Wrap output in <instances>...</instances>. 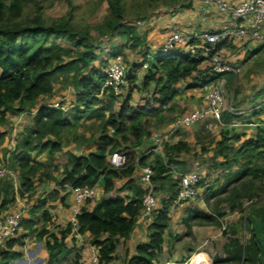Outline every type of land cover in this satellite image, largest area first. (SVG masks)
Wrapping results in <instances>:
<instances>
[{
    "label": "trees",
    "instance_id": "1",
    "mask_svg": "<svg viewBox=\"0 0 264 264\" xmlns=\"http://www.w3.org/2000/svg\"><path fill=\"white\" fill-rule=\"evenodd\" d=\"M174 1H182L184 6L185 2L189 0ZM116 9L121 11V6L116 5ZM23 12L24 0H0V123L7 121L8 112L24 110L27 103L34 104L40 93L52 91V74L72 71L75 68L82 71L77 81L81 94L79 100L85 108L79 109L80 104H77L78 109L72 116L67 114L64 109L50 105V103L42 104L38 108L35 125L28 127L20 137L19 145L22 149L15 153L14 157L3 159L4 162L19 168L22 177L21 187L23 188L18 190L21 195L33 188V176L40 169L46 168L42 162L31 161V153L36 146L33 143L35 139L44 138L49 133L56 136V141L49 140L47 143L43 141L44 144L41 142V146H48L53 155L55 150L61 148L64 129L72 123L70 118H75L78 121L81 113L87 110L92 112L101 110L98 111L97 115L105 116L106 110L111 108V105L104 103L107 99L100 97L109 88H114L112 85L105 84L107 75L104 73V68L110 58L122 54L121 51L128 45V42L113 45L108 51L109 58H105L101 51H97V45L92 40L91 32L75 27L68 18H62L50 25L41 20L36 21L34 25L13 24L12 22L20 18ZM120 18L121 16L118 19L108 17L103 23L106 25L104 32H114L121 27L117 31L124 33L130 39L132 38L131 40L134 41L132 46L142 45L144 39L136 26L122 24L118 21ZM218 30L213 29L211 31ZM51 36L65 37L69 41H73L76 50L73 51L61 43H48ZM26 40L30 41L27 42ZM236 40L241 41L237 38H226L214 44L205 42L201 47L205 53L193 54L182 51L158 54L152 57L148 52L143 51V61L132 63L126 72L127 84H130V87L122 106L109 114L107 122L115 125L117 136L103 133L97 150L80 154L69 153V166L57 182L59 186L64 187L65 183H70L72 186L95 184L102 178L105 190L109 191L115 188V179L124 175L129 177L126 186L134 191V196L130 199L122 194L115 197H104L93 209L83 207L77 213L78 229L80 232L89 233L90 242L98 248L99 264H156V256L162 249L164 233L169 226V210L179 192V184L176 186L175 182L168 183L170 182L171 166L177 163L186 165L185 161L176 158V154L183 149H190L191 146L187 141L179 140L177 143H169L165 146L167 159L159 153L156 155L154 165L152 164L154 171L152 178L159 181L160 188L166 190L168 194L159 206L153 221L148 223L151 231L149 241L138 243L136 253L126 258L123 263L113 262L119 240L118 235L128 237L140 217L143 207L141 194L143 193L134 182L133 174L136 164H145L148 156L137 155L134 157V155H130L126 167L115 168L109 163L108 154L114 150H122L126 154V149L133 151V147L139 143L144 133H149L147 127L151 119L147 114L162 113L164 106L168 105L176 96L178 90L175 84L180 79L192 77L193 81L189 83L190 86H204L217 79L220 73L213 70L210 58L216 52L223 53L222 49L226 46L233 47V42ZM96 61H99V64H96ZM146 61L148 66L142 89L151 80L155 82V86L150 96L146 97L145 104L133 106L128 99L131 98L133 90L140 86L137 82V70ZM229 74L232 73H226V75ZM113 95L115 99L116 93ZM95 106L97 107L93 108ZM230 118L231 115L229 114L228 119ZM133 135L137 136V141H134ZM235 138L239 140L241 136L236 134ZM4 140L5 132L0 130V143H3ZM109 144L111 147L108 149ZM263 146L264 127L260 126L256 136L247 137L239 145L237 151L243 153L247 161L243 164V169L237 174L243 172L257 173L261 170L258 163H254L256 164L254 168L250 167L249 164L255 158L253 152ZM227 148L228 145L224 149ZM41 174L53 177L48 169L42 171ZM15 193L14 183L1 177L0 214L15 202ZM198 214L199 211L192 209L190 218L192 219ZM45 216V218H49L47 213ZM34 223V218L29 215L22 218L24 228H31ZM72 225L69 222L65 228L61 229V237L57 233L50 232L46 226L42 227L39 236L42 237L47 234V246L51 252L50 262L57 257L58 249L64 248L65 239L73 231ZM22 236L23 232L17 237L9 238L0 247L2 264H7L10 254L14 253V251L10 252L9 248ZM72 237L76 238L75 236ZM232 244L235 246L233 256L241 260V264H258L261 251L256 243H242L239 239H234ZM76 262L81 264L79 261Z\"/></svg>",
    "mask_w": 264,
    "mask_h": 264
},
{
    "label": "rangeland",
    "instance_id": "2",
    "mask_svg": "<svg viewBox=\"0 0 264 264\" xmlns=\"http://www.w3.org/2000/svg\"><path fill=\"white\" fill-rule=\"evenodd\" d=\"M115 4L121 6V11H117ZM189 4H193V0L185 2V5ZM185 5L184 7L191 6ZM182 6V1L174 0H24L23 15L12 23L16 25H34L36 21L41 20L45 24L50 25L62 18H68L75 27L83 31L89 30L92 34V40L97 45V51L100 52L103 49V54L108 58L107 48L110 44L128 42L127 47L121 51L128 72L132 63L143 59V55H139V52L144 43L140 46H132L131 44L134 43L131 40L132 38L130 39L124 33L117 31L121 27L116 30L117 32L114 31V34L110 31L104 32L106 27L103 24L104 21L108 17L118 19L121 16L118 21L122 22V24L135 25L146 42L150 35L149 30L151 29L148 28L149 24H151L149 23L150 16L160 11H169L171 8L177 9ZM206 16L210 20V16ZM222 18L224 20L217 21L216 24L204 23V26L208 28H202L201 30L222 29L227 23L226 18ZM201 25L203 26L202 20ZM155 38L156 40H162L160 34L151 36V39ZM52 42L61 43L73 51L76 50L74 42L69 41L65 37L51 36L48 43ZM117 44H114V46ZM248 46L250 47L249 43L242 39L241 41L236 40L234 42L233 47L235 49L239 47L242 51L245 50V54H242L244 55L242 60H244L237 74L226 75V79L220 83L223 88L221 117L206 116L194 122L188 128L178 129L173 134L179 133L182 137L184 135L187 137L190 133L189 131L192 130L195 131L196 137L194 136V140H190L192 149L185 151L186 165L177 163L171 166L170 182L168 183L175 182L177 186L181 172L196 170L201 174L199 182L201 188H198L196 196L188 200L189 203L185 207L172 210L173 220L169 224V232L166 235V251H169L171 257L167 256V253H164L162 258L157 260V264L166 262L167 259L170 260L172 258L173 260V257H177L174 260L179 262V264H241L242 261L233 256L235 246L232 244V241L234 239H239L242 243H256L261 251L258 264H264V146L253 152L255 158L252 161L253 164H249L250 167L254 168L256 165L254 163H258L261 170L257 173L243 172L237 174L238 171L243 169V164L247 161L245 155L243 156V153L237 151L239 145L247 137L256 136L258 127H264V47L260 46L258 49L252 48V51H254L252 52ZM95 63L99 64V61ZM146 71L147 67H142L138 73L139 75L137 74L139 83ZM81 73L82 71H78L75 68L72 71L52 74V91L40 93L35 105L27 103L24 110L16 111L15 113H18L19 118L15 113L10 111L14 115L10 114L12 118L9 119L6 126L9 132V142H11L10 135L13 128H23V130H20L21 133L24 131V126L26 127L27 123L32 121V116L37 109V105L59 102L68 107L65 109L67 114L71 115L75 113L77 111V106L75 105L81 95L77 81ZM184 81L190 83L193 79L189 77ZM129 87L130 84L121 85L119 91L115 90V88H109L108 91L101 94L100 97L107 99L104 103L111 105V108L105 112V116L95 115L91 118L83 116L78 121L75 120L64 129L62 141L67 145L77 142L80 146H91L92 142H95L101 133L107 131V117L112 111H117L122 106ZM198 91L200 101H198L197 107L191 108L188 111L181 110L180 113H176L177 108L167 111L166 119L168 124L176 117L205 105L207 89L201 88ZM112 92L116 93L115 99ZM139 93L135 90L132 101L129 103H135L139 99ZM150 94L151 92L147 91L145 97H149ZM98 111L94 113L97 114ZM229 114L231 115L230 119H228ZM237 121L236 125L235 122ZM236 134L241 136L239 140H236ZM112 136H117L116 130L112 132ZM132 138L134 141L138 140L135 135ZM173 141L174 136H171L165 141L163 149L158 150V152L157 150H152V146L139 152L142 156H148L146 163L141 164V167L133 174L134 182L141 188V193H143L145 187V183L141 177L142 165L152 167L158 153L167 159L164 148ZM200 142L202 143L201 145L198 144ZM226 145H228V148L224 149ZM201 147L202 150L200 149ZM60 149L55 151V156H50L54 165H59V168L55 171L58 177L61 176L60 173L63 168L64 159L67 158L65 152H60L62 151ZM7 150L8 147L1 149L0 162H3V157ZM81 150L85 151L80 148ZM125 152H127L125 154L129 160V156H133V151L131 152L130 149H126ZM139 153L138 156L140 155ZM44 157L45 155L43 154L41 158ZM10 166L16 176L8 174L3 179L11 180L15 183L17 189L22 190V177L19 168ZM48 168L44 167L41 173ZM58 170H60V173ZM35 177L33 176V179ZM102 180L100 178V182H103ZM122 181H125V179L123 180L122 177L116 178V184H121ZM158 182L157 180H153L155 195L158 201H161L168 193H166V190L160 188ZM35 183L31 190L26 191L25 197L27 199L21 203H16V205L14 204L12 208H8V212L24 207L26 208V213H29L31 209L29 203L32 199L34 201L36 199L34 198L35 196H32L33 192L37 191L40 187V185H35ZM55 186L59 193H66L61 186L53 183L46 185L43 189L51 190ZM40 188L38 190L39 193H43V189ZM192 209L199 211V214L192 219L189 218L190 222H188V220L186 221V216L191 213ZM192 226L193 228L195 227V230H192ZM51 227L55 229L54 225ZM34 236L36 235L33 234L28 238L30 243L38 239V237L35 238ZM76 257L78 256L75 255L73 258L65 257L59 262L57 256L52 262L49 260L48 264H77L76 261L78 259ZM16 259H14L12 264L19 263ZM171 264L175 263L172 262Z\"/></svg>",
    "mask_w": 264,
    "mask_h": 264
},
{
    "label": "crops",
    "instance_id": "3",
    "mask_svg": "<svg viewBox=\"0 0 264 264\" xmlns=\"http://www.w3.org/2000/svg\"><path fill=\"white\" fill-rule=\"evenodd\" d=\"M238 1L240 0H228V2L231 4L236 3ZM206 15L210 16L209 17L210 20L207 19ZM222 17L226 18L227 23L225 24V26H234L238 22V20L234 17V15L230 11H222L216 5H211L209 9H206L204 8V5L202 4L200 0H193V4H191V6L189 7L182 6L181 8H177V9L171 8L169 9V11H160V12L154 13L150 16L149 23L151 24H149L148 28H151V29L149 30L150 32L149 38H147L146 42L144 40L143 42L144 44L141 46L142 50L140 49L139 55H143V51H146L149 54H154L155 52H158L162 44L168 37V35L173 31L179 30L187 34L197 33L202 28H208L204 26L205 24H216L217 21L218 22L223 21L224 19ZM201 20H202L203 26L201 25ZM203 20H206V21H203ZM111 33L114 34V32H111ZM159 34L160 36H162L161 38L162 40H158V39L156 40V38L151 39L152 35H159ZM117 43H120V42H117ZM117 43H113V45ZM247 43H249L251 47L250 48L248 46L249 50L251 49L250 51H252V48H259L260 46H262L258 42L247 41ZM113 45L110 44L107 50L109 51V49ZM233 45H234V42H233ZM222 51L228 57L230 61L241 66V63L244 60V59L242 60V57L244 56L242 54L245 52V50L242 51L239 47L235 49L234 47L226 46L222 49ZM101 53H102V56L105 57V55L103 54V49L101 50ZM105 58H108V57H105ZM143 59H144V56H143ZM143 59L137 62H142ZM142 67H147V66L141 65L137 70V74L140 72ZM146 73H144V76L142 77L140 83L137 78V82L140 84V86L137 87L135 90L140 92L139 93L140 96H139V99H137L135 103H130L133 106L145 104L146 103L145 94L147 93V91H150L151 93L153 92L155 82L152 80L146 83V86L144 87L145 90L142 89L144 85L142 83L144 81V77ZM188 78H182L175 84V87L178 90V92L176 96L168 103V105L164 106V109L162 110L161 114L160 113L147 114V116L151 119L150 123L148 124V127L146 126L147 131H149V133L148 132L144 133L139 143H137L133 147L134 157L137 156L139 152L144 151L147 147L153 144V140L151 138V132H153V130L157 132H161V133H167L168 126H169V124L167 123V119H166L167 111H170L174 108H177L178 110V108H180V110L178 111L176 110V113H180L181 110L188 111L191 108L197 107L196 105H198L197 103L198 101H200V97H199L200 94L198 93L199 92L198 90H201L202 87L201 86H190L188 82L184 81ZM135 90H133L131 98L128 99L129 102L132 101ZM36 100L34 102V105L36 104ZM77 104H80L79 109L85 108L84 105L81 104V100H79L76 103V105ZM40 106L41 104L37 105V109L36 111H34V115L32 116V121L27 123L26 127L24 126L23 132L20 133V130H23V128L18 129L17 127H15L12 129V132L10 135L11 142H9V137H8L9 132L6 126L9 122V119L12 118L10 114H13L15 112L13 113L8 112L7 121L4 123H0V130L5 132V140L3 143H0V152L2 148L8 147V150L5 152V156L3 157V159L5 157H6L5 159L14 157L15 153L19 152L22 149V147L19 145L20 137H22V135L25 133L28 127H32L35 125V117H36L38 108ZM76 108L78 109V107ZM15 114L19 118V116L17 115L18 113H15ZM95 115L97 116V114H95L91 110H87L86 112L81 113V116H79V119L83 116H87L91 118V117H94ZM70 119L72 123L75 121V118H70ZM108 119H109V116L107 117V121ZM237 123L238 121L235 122L236 125ZM106 125L108 129L105 133L112 135V132L116 130L115 125H112L110 122H107ZM191 125H193V123L190 125L183 126L181 128H186V127L188 128V126H191ZM149 126H150V129H149ZM181 128H179V130ZM151 129L152 131H150ZM189 132L190 133L187 137H185V135L184 137H182V135L179 133L175 135H173L174 133L170 134L169 138L171 136H174V141L171 144L177 143L179 140H185L191 146L192 144L190 143V140H194L196 136H195V131L191 130ZM242 132H245V131H242ZM103 133H101L100 137L102 136ZM100 137L95 142H92L91 146H87V147H84L85 145L80 146L77 142L67 145L61 139V149L60 150L62 151L60 152H65V154L67 155V158L64 159L63 168H62L61 173H60V170H58V172L61 174L60 177H58V175H56L57 173L55 172L59 168V165L58 166L54 165V162L50 158V155H52L50 152V148L48 146H41L42 144L41 142L43 141L46 143L49 140L56 141L57 140L56 136L49 133L44 138L35 139L33 143L36 146L32 150L31 161L44 163L47 168L49 167L48 171L53 175V177L43 175L41 174V169H40L35 175L36 176L34 179V183L36 182L35 185H38V186L40 185V187L43 189V187L51 183L58 184L57 182L61 179L66 168L69 166V153L73 152L76 154H80V153H88V152L97 150L99 147ZM198 144L201 145L202 143L200 142ZM110 147L111 145L109 144L108 149ZM80 148L84 149L85 151H82V150L80 151ZM190 149L192 148L190 147ZM190 149L188 150L190 151ZM200 149H202V147ZM55 151L53 153V156H55V153H56ZM185 151L187 150L183 149L180 152H177L176 158L179 159L180 161L182 160L186 162V158H185L186 155H184L186 153ZM43 154L45 155V157L41 158ZM140 167H141L140 164H136L134 173ZM121 177L123 180L125 179V181H122L121 184H116L115 188L109 191L105 190L103 182H100L99 180L98 182L95 183L98 189L97 195L86 201H81V202H78L75 196L73 195V193L71 192H66L64 194L59 193V191H57L58 189L56 188V186L55 188L51 190L46 189V188L45 190L43 189L42 191L43 193H39L38 191L40 188L39 187L37 191L33 192L34 194L32 196H35L34 198L36 199L35 201L34 199L30 201L29 205L31 209L29 213H26V215H29L30 217L34 218L35 223L33 224L31 228H28V227L24 228L22 238L16 240L14 244L9 248L10 252L14 251V253L12 255L10 254V257L7 260V264H12L14 262V259L16 258H17L16 260L19 261V263L17 264H48L50 256H51V252L47 246L48 237H47V234L40 237L39 233L41 232L42 227L46 226L50 230V232L57 233L58 236L61 237V229L65 228L69 224V222L73 224L72 225L73 231L70 234H68L67 238L65 239L64 248L58 249V253H57L58 261L60 262L65 257L73 258L75 257V255H77L78 257L76 258L81 264H91L92 253L98 252V248L90 242L88 232H84V233L82 232V238L75 236L74 232L76 228L78 229L79 227L78 224H74V218L77 219L76 207H79V211L83 207L91 210L100 202L102 198L115 197L120 194L126 195L128 199L132 198L134 196V191L130 189L128 186H126V182L129 179V177L124 176V175L120 176V178ZM199 188H201V186ZM15 191H16L15 193L16 200L14 203L10 204L8 208H12L14 204L16 205V203H21L22 201L27 199L25 197L26 194L24 195L20 194L19 190L16 188V185H15ZM163 199L159 201L160 205L162 204ZM188 203L189 201L183 204H180V205H174V206L172 205V207L174 208L172 209L170 208L169 210V222H170L169 224H171L173 220L172 210L173 209L175 210L176 208L181 209V207H185L186 204ZM32 210L33 212H31ZM187 210H188V207H187ZM46 213L49 216L48 219L45 218ZM186 218H187L186 221L188 220V222H190L189 220L190 213L189 215L186 216ZM53 225L55 226V229H52L51 226ZM193 226H192V230H195V227L193 228ZM168 229H169V226L166 228L165 233H164V242L162 244V249L158 252L156 256V261H155L156 264H157V260L158 259L160 260L162 256L164 255V253H167L168 254L167 256L171 257L170 256L171 254L169 253V251L168 252L166 251L167 249L166 235L169 232ZM150 232L151 231L149 228V224L139 217L137 222L134 224L128 237H123V236L118 235L119 240L117 242V248L115 251V259L113 260V262L123 263L126 260V258L134 255L136 253V246L138 243L149 241ZM33 234H35L36 236L34 237L35 238L38 237V239L30 243L28 238ZM72 236H75L76 238H73ZM174 259H177V257L176 258L173 257V260L172 258L170 260L167 259L166 262H161V264H171L172 262L175 264H179V262H176Z\"/></svg>",
    "mask_w": 264,
    "mask_h": 264
},
{
    "label": "built area",
    "instance_id": "4",
    "mask_svg": "<svg viewBox=\"0 0 264 264\" xmlns=\"http://www.w3.org/2000/svg\"><path fill=\"white\" fill-rule=\"evenodd\" d=\"M204 8L209 9L211 5H216L222 11H230L238 20L234 26H225L218 31L200 30L197 33L187 34L176 30L171 32L160 50L152 57L158 54L176 53L187 51L193 54L198 52L205 53L201 49L205 42L216 43L226 38H237L258 42L264 47V0H240L236 3H229L228 0H200ZM194 41V42H193ZM215 72L220 73V76L201 86L207 89L206 103L203 107L193 109L176 117L169 123L167 133L153 132L151 138L153 140L152 150H162L165 141L169 135L177 131L179 128L190 125L206 116L220 118L222 114L223 104V88L220 85L226 79V73L237 74L241 66L233 63L222 52L214 53L210 58ZM144 66H148V62H144ZM127 66L123 58V54H117L110 58L108 64L104 68V73L107 75L105 84L112 85L115 90L119 91L121 85L127 84L126 79ZM217 82V83H216ZM55 107L67 109V106L61 103H51ZM108 161L112 167L122 168L128 164V156L121 150H114L108 154ZM15 175L12 167L7 162H0V178L5 175ZM141 177L145 183L142 194L143 207L140 213V218L150 223L156 216V212L160 206L155 195V185L152 180L153 169L149 165L142 166ZM16 176V175H15ZM201 174L196 170L181 172L179 179V192L173 201L174 205H180L196 196L198 192ZM61 188L66 192H71L78 202L86 201L95 197L98 193L96 184H85L80 186H72L70 183H65ZM77 213L79 207H76ZM26 215V208L17 209L11 212L5 210L0 214V247L6 240L11 237H17L24 231L22 218ZM74 224H78L74 218ZM76 237L82 238V232L76 228L74 232ZM203 253V252H202ZM0 256V264H2ZM91 264H99L98 252L92 253Z\"/></svg>",
    "mask_w": 264,
    "mask_h": 264
},
{
    "label": "bare ground",
    "instance_id": "5",
    "mask_svg": "<svg viewBox=\"0 0 264 264\" xmlns=\"http://www.w3.org/2000/svg\"><path fill=\"white\" fill-rule=\"evenodd\" d=\"M204 254V253H203Z\"/></svg>",
    "mask_w": 264,
    "mask_h": 264
}]
</instances>
